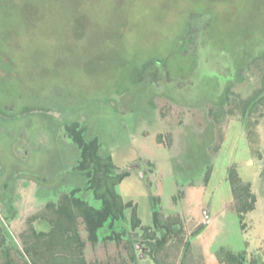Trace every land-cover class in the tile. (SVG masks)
I'll return each instance as SVG.
<instances>
[{
	"label": "rangeland",
	"instance_id": "374dc122",
	"mask_svg": "<svg viewBox=\"0 0 264 264\" xmlns=\"http://www.w3.org/2000/svg\"><path fill=\"white\" fill-rule=\"evenodd\" d=\"M263 37L264 0H0V185L9 182L13 211L5 219L0 201V222L17 249L80 180L66 177L78 159L66 127L78 121L130 174L116 191L143 226L151 196L163 219H180L181 236L161 255H182L189 240L196 264L264 261V100L242 115L264 67L234 78L241 44L253 56ZM231 165L255 198L242 216L225 178ZM77 222L85 264H133L124 242L91 244ZM10 245L0 232V264L6 249L26 264ZM134 249L137 264H154L140 242Z\"/></svg>",
	"mask_w": 264,
	"mask_h": 264
},
{
	"label": "trees",
	"instance_id": "16d2710c",
	"mask_svg": "<svg viewBox=\"0 0 264 264\" xmlns=\"http://www.w3.org/2000/svg\"><path fill=\"white\" fill-rule=\"evenodd\" d=\"M241 45L245 50H242L236 65L234 78L237 81L242 80L239 73L244 66L248 68L247 65L259 61L264 67V49L251 56L250 50L254 48L252 44L246 45L244 42ZM256 45L259 44L255 43ZM230 87L231 82L225 85L217 106H222L225 103L224 95ZM263 100L264 83L259 90L243 101V117H246L251 110H255ZM38 109L46 111L47 107ZM31 110V108L24 107L20 112ZM85 129L86 127L78 121H72L66 127L67 136L74 144L78 157L76 165L70 173L66 174V177L71 179L77 176L80 180L70 191L69 201L66 205H61L59 208L51 207L41 213L40 221L45 224V231L31 229L30 240L20 252L8 234L5 225L0 222V232L8 237L13 252L20 258H24L26 264H85L83 258L77 255L82 245L77 235V219H80L87 233L86 238L91 244H96L99 241L115 244L124 242L133 264H137L134 246L138 242L147 249L146 256L154 264H177L179 258H181V264H196L193 254L190 253L189 240L182 243V255H178L176 250L170 256L161 255L163 251L170 249V246L175 247L170 245L169 241L172 238L176 239L181 236L183 229L180 219L177 217L163 219L155 197L151 196L148 199L151 222L150 225L143 226L136 206L131 205L130 202L124 203L116 191V187L130 174L127 171L118 172L117 167L109 159V153L102 148L100 138L97 135L88 137ZM225 178L239 216L253 211L255 208L254 195L250 192L249 185L240 180L234 165L227 168ZM14 180L15 177H12V182ZM59 182H63V179ZM8 194H10L9 182H2L0 185V201L2 203H7ZM88 195H92L97 205L88 204L85 201ZM4 207L5 219L8 220L13 215V211L7 204ZM128 208H130L129 216L126 214ZM203 227L199 225L190 237H195ZM180 241L181 239L173 244L180 243L181 245ZM3 255L6 258L4 264H12L11 253L7 249ZM219 261L218 264H220ZM251 264H264V261L256 258Z\"/></svg>",
	"mask_w": 264,
	"mask_h": 264
},
{
	"label": "built area",
	"instance_id": "2783aa9c",
	"mask_svg": "<svg viewBox=\"0 0 264 264\" xmlns=\"http://www.w3.org/2000/svg\"><path fill=\"white\" fill-rule=\"evenodd\" d=\"M203 214H204V216H203V217L207 218V217H206V216H207V213H206V212H204Z\"/></svg>",
	"mask_w": 264,
	"mask_h": 264
},
{
	"label": "crops",
	"instance_id": "0c3cea01",
	"mask_svg": "<svg viewBox=\"0 0 264 264\" xmlns=\"http://www.w3.org/2000/svg\"><path fill=\"white\" fill-rule=\"evenodd\" d=\"M254 211V210H253ZM253 211H251V212H253ZM193 258L195 259V257L193 256ZM195 261H197L196 259H195ZM216 264H217V261L215 262Z\"/></svg>",
	"mask_w": 264,
	"mask_h": 264
}]
</instances>
